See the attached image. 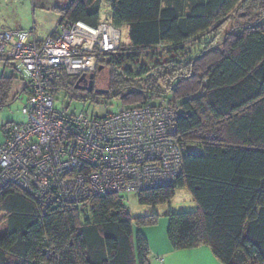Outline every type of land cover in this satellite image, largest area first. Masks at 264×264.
<instances>
[{
    "label": "trees",
    "instance_id": "1",
    "mask_svg": "<svg viewBox=\"0 0 264 264\" xmlns=\"http://www.w3.org/2000/svg\"><path fill=\"white\" fill-rule=\"evenodd\" d=\"M107 1L106 20L98 0H70L59 9L61 21L128 29L127 48L108 54L95 70L108 71V93L90 97L116 98L126 108L165 101L179 111L177 131L186 145L180 176L140 192L138 204H169L177 189H186L196 208L167 214L172 249L206 246L221 264H264V0H194L185 16L164 0ZM229 22L235 23L217 41ZM196 37L201 49L186 61L137 75L123 68L136 50ZM74 84L62 78L50 91ZM93 84L99 88L96 77ZM9 88L10 78L0 77V108ZM0 216L6 223L0 264H148V243L133 225L158 219L155 213L132 218L114 194L43 211L14 185L0 189Z\"/></svg>",
    "mask_w": 264,
    "mask_h": 264
},
{
    "label": "built area",
    "instance_id": "2",
    "mask_svg": "<svg viewBox=\"0 0 264 264\" xmlns=\"http://www.w3.org/2000/svg\"><path fill=\"white\" fill-rule=\"evenodd\" d=\"M121 37L109 23L68 19L43 40L33 30L0 31V56L28 81L25 121L3 127L0 189L14 185L45 211L107 194L126 203L175 182L186 145L174 106L162 101L99 116L53 105L52 85L94 73Z\"/></svg>",
    "mask_w": 264,
    "mask_h": 264
},
{
    "label": "rangeland",
    "instance_id": "3",
    "mask_svg": "<svg viewBox=\"0 0 264 264\" xmlns=\"http://www.w3.org/2000/svg\"><path fill=\"white\" fill-rule=\"evenodd\" d=\"M193 1L194 0H164V5L175 7L181 16H185L189 13V9ZM98 5L102 6L100 8V20H106L111 13V8L108 6V1L98 0ZM14 19L19 20L21 27H23L26 31L27 29L29 30V28H32L33 22H36L38 26L39 24H42L45 29L50 28V25L52 24L51 17L49 15H42L41 17L34 18L31 14V9L26 8L25 5H13L9 6L8 9L5 7L0 8V20L12 21ZM234 23L229 22L226 26H224L216 40H221L223 34L228 32L233 27ZM121 32V46L122 48H127V45L130 44L127 27L121 28ZM198 40H200V38L196 37L195 39H190L177 46L165 43L156 47L136 50L134 54H131L135 55L133 62L125 64L123 68H126L128 71H130L132 75H137V73L141 72L142 70H153L158 65L165 64V62L170 60H176L180 62L186 61L189 58L194 57L196 53L200 51L201 48H199L196 43ZM7 63L8 62L5 60V58L0 56V77L4 76L10 78L8 103L0 108V144L4 139L3 127L9 124L23 123L25 121L23 110L28 99V81L25 80L21 74L19 75L16 73L12 67L7 65ZM8 64L10 65V63ZM94 74L96 77L97 86L99 88L105 89L107 86L106 82L108 78V71L103 68L100 73L95 72ZM75 79L76 77L71 78L70 81H76ZM25 88L26 90H24ZM51 95L53 98V105L56 109L67 107V112L73 114L86 111L92 115L103 116L108 112L117 111L120 107H127L122 106L120 100L116 98L108 100L99 98L93 99L90 97L91 93L79 88H75V86L72 88V85L65 87L60 86V89H57L54 93H51ZM161 102L162 100H153L151 103L157 105ZM190 150H194L192 145H190ZM181 170L177 178L180 176ZM135 196L136 195H131L128 198V201L124 203L126 207L128 206L132 216L140 215L142 212L149 210L148 207L139 205ZM169 205L171 206V209L176 212H191L196 208L195 203L192 201L190 194L186 189L177 190L174 199ZM165 208L166 206L161 209L164 210ZM166 222L165 233L167 231L168 220ZM4 234H6V223L4 217L0 216V236H3Z\"/></svg>",
    "mask_w": 264,
    "mask_h": 264
},
{
    "label": "crops",
    "instance_id": "4",
    "mask_svg": "<svg viewBox=\"0 0 264 264\" xmlns=\"http://www.w3.org/2000/svg\"><path fill=\"white\" fill-rule=\"evenodd\" d=\"M69 1L70 0H0V8L5 7L6 9H8L9 6L13 5H25L26 8L31 9V14L34 18L41 17L42 15H49L52 21L50 28L45 29L42 24H39L38 26L36 22H33L32 28H29V30L34 31L35 36L38 40H43L61 21V14L59 12V9L65 8L68 5ZM99 7L101 8L102 6ZM22 30L25 29L21 27L20 22L17 19H14L12 21L0 20V31ZM7 65L11 67V65H9L8 63ZM169 204L157 205L155 207L146 206L149 208V210H146V212H142V214L137 216H132L127 206L128 212L132 218L145 217L154 213L158 216L156 223L153 225L144 226L139 229L133 225V231L135 232L139 230L148 243V247L150 250L148 264H221L219 260L212 254L211 250L206 246L184 250L172 249L168 239L166 238L167 231L165 233V230L167 223L166 221L168 220L167 214L169 212L176 211H173ZM164 206H166V208L164 210L161 209Z\"/></svg>",
    "mask_w": 264,
    "mask_h": 264
},
{
    "label": "water",
    "instance_id": "5",
    "mask_svg": "<svg viewBox=\"0 0 264 264\" xmlns=\"http://www.w3.org/2000/svg\"><path fill=\"white\" fill-rule=\"evenodd\" d=\"M93 79H94V73L89 74L87 77L85 76V74H83L76 79L74 86L75 88L85 90L89 93L91 92L100 93V94L108 93V91L105 89L94 88Z\"/></svg>",
    "mask_w": 264,
    "mask_h": 264
}]
</instances>
